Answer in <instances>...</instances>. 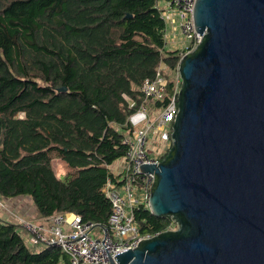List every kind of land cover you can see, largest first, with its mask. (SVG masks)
Instances as JSON below:
<instances>
[{
    "label": "trees",
    "instance_id": "1",
    "mask_svg": "<svg viewBox=\"0 0 264 264\" xmlns=\"http://www.w3.org/2000/svg\"><path fill=\"white\" fill-rule=\"evenodd\" d=\"M163 1L0 0V201L26 197L44 221L74 214L108 227L104 189L120 179L110 167L127 152L130 117L167 107L192 47L166 48ZM158 73L165 95L146 99ZM135 216L141 234L174 227L142 206ZM16 223L0 218V264H69L58 246L29 247Z\"/></svg>",
    "mask_w": 264,
    "mask_h": 264
},
{
    "label": "water",
    "instance_id": "2",
    "mask_svg": "<svg viewBox=\"0 0 264 264\" xmlns=\"http://www.w3.org/2000/svg\"><path fill=\"white\" fill-rule=\"evenodd\" d=\"M149 211L174 227L113 264H264V0H196Z\"/></svg>",
    "mask_w": 264,
    "mask_h": 264
},
{
    "label": "built area",
    "instance_id": "3",
    "mask_svg": "<svg viewBox=\"0 0 264 264\" xmlns=\"http://www.w3.org/2000/svg\"><path fill=\"white\" fill-rule=\"evenodd\" d=\"M195 3L196 0H164L161 5L162 17L167 25L171 27L177 22L187 46H192L181 54L182 57L201 41L194 25ZM166 85L167 82L158 73L155 80L143 83L142 91L146 99L161 100ZM179 89L177 86L167 107L153 118L145 104L130 117V124L139 128L124 141L128 149L115 172L120 177L119 181L115 183L108 180L104 189L112 208L108 227L84 223L76 215L70 219L63 215L55 216L47 225L16 217V224L24 229L31 247L38 244L59 246L69 256V264H113L116 263V256L135 249L141 240L153 237L141 234L135 217V210L140 206L149 209L154 180L152 174L142 173L139 166L144 163L158 165L162 155L157 152L159 146L170 150L171 131L178 112Z\"/></svg>",
    "mask_w": 264,
    "mask_h": 264
},
{
    "label": "crops",
    "instance_id": "4",
    "mask_svg": "<svg viewBox=\"0 0 264 264\" xmlns=\"http://www.w3.org/2000/svg\"><path fill=\"white\" fill-rule=\"evenodd\" d=\"M177 22H175L171 27L168 26V33L166 35L167 38V49H173L175 46H172L171 43L174 41H179V33H177V25H175ZM177 49V48H174ZM116 171V170H115ZM1 202L6 205L5 208L0 206V218L8 221V222H13L16 223L15 218L16 217H21L25 218L28 220H31L32 222L36 224H45V221L42 220L39 216V213L34 206L33 202L26 197H19L13 200H6V199H1ZM69 219L72 217H68ZM48 224V223H47ZM46 225V224H45ZM19 231H21V235H24V232L21 228H18ZM25 240L27 242V236L24 235ZM27 245L31 247L28 243ZM37 246H42L37 245ZM35 247V246H32Z\"/></svg>",
    "mask_w": 264,
    "mask_h": 264
},
{
    "label": "rangeland",
    "instance_id": "5",
    "mask_svg": "<svg viewBox=\"0 0 264 264\" xmlns=\"http://www.w3.org/2000/svg\"><path fill=\"white\" fill-rule=\"evenodd\" d=\"M175 25H177V23L175 24ZM177 28V33H179V35H180V37H179V41L177 40V41H174V42H172L171 43V45L172 46H175L174 48H178V47H181L182 45H184L186 42H185V39H184V36L182 35V32H181V30H180V27H176ZM167 33H168V28H167ZM173 48V49H174ZM135 128V130L136 129H138L139 127H134ZM134 130V131H135ZM132 135H133V133H132ZM132 135H128L127 137H131ZM126 139V138H125ZM158 153H160V154H162L163 152H164V149H163V147L162 146H159L158 147V151H157ZM120 162V161H119ZM118 166H117V164H113L111 167H110V169H111V171L112 172H115V170H116V168H117ZM54 168H55V171H56V174H57V176H58V178H63V173L65 172V167H64V165L60 162V161H55L54 162ZM0 206L1 207H3V208H5L6 207V205L4 204V203H2L1 201H0ZM58 216V215H57ZM63 216H67V217H72V216H74V214H64ZM55 217V216H54ZM53 217V218H54ZM136 217V216H135ZM53 218H51V220L50 221H45V224L47 225V223L49 222V224L51 223V221H52V219ZM28 220V219H27ZM15 221H16V218H15ZM29 222L31 221V220H28ZM137 221V220H136ZM17 222V221H16ZM32 222V221H31ZM65 226H67V227H70L68 224H65Z\"/></svg>",
    "mask_w": 264,
    "mask_h": 264
},
{
    "label": "clouds",
    "instance_id": "6",
    "mask_svg": "<svg viewBox=\"0 0 264 264\" xmlns=\"http://www.w3.org/2000/svg\"><path fill=\"white\" fill-rule=\"evenodd\" d=\"M182 58V57H181ZM178 77H179V74H178ZM181 81V80H180ZM181 87V86H180ZM180 90V89H179ZM154 236V235H153ZM39 245V244H38ZM37 246V245H36Z\"/></svg>",
    "mask_w": 264,
    "mask_h": 264
},
{
    "label": "bare ground",
    "instance_id": "7",
    "mask_svg": "<svg viewBox=\"0 0 264 264\" xmlns=\"http://www.w3.org/2000/svg\"><path fill=\"white\" fill-rule=\"evenodd\" d=\"M59 247V246H58Z\"/></svg>",
    "mask_w": 264,
    "mask_h": 264
}]
</instances>
